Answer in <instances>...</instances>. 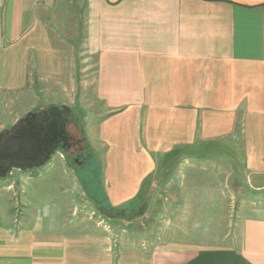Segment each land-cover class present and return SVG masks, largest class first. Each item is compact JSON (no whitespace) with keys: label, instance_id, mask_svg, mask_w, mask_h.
Returning <instances> with one entry per match:
<instances>
[{"label":"crops","instance_id":"crops-1","mask_svg":"<svg viewBox=\"0 0 264 264\" xmlns=\"http://www.w3.org/2000/svg\"><path fill=\"white\" fill-rule=\"evenodd\" d=\"M80 48L93 59L103 197L132 203L111 219L133 221L124 214L157 185L172 193L152 203L169 222L120 244L27 183L19 213L0 191V264H264V0H0L4 96L65 106L54 96L70 89ZM194 155L229 157L237 182L161 183L170 160L198 168Z\"/></svg>","mask_w":264,"mask_h":264},{"label":"rangeland","instance_id":"rangeland-1","mask_svg":"<svg viewBox=\"0 0 264 264\" xmlns=\"http://www.w3.org/2000/svg\"><path fill=\"white\" fill-rule=\"evenodd\" d=\"M79 56L77 71L73 75L70 89L63 93L64 98L57 95L54 97L57 103L63 100L65 106L69 108V115L77 124L76 132L81 137L84 150L89 152V157L85 159L77 156V161H74L70 155L58 151L42 166L24 170L14 168L6 176L0 177V191H7L14 210L19 213L23 210L22 202L24 203L21 200L23 197L22 191L24 187H28L27 183H29L32 197L37 199V202H47L53 205L50 206V209H57L61 212L68 209L66 216L69 222L81 223L88 228L100 229L110 234L113 240L120 244L144 243L149 239L159 237L164 230L163 225L169 222L163 219L166 204H161L164 210L162 212L163 217H160L159 212L155 209L157 205L152 203L159 201L158 197H161L163 202L166 203L165 197L172 195V193L164 191L163 188L159 189L156 185L151 191L152 199L141 202L134 212L133 217H136L133 221L111 219L99 211L90 194L98 195V197L102 196L103 154L99 150L95 152V147L93 149L91 144H95L91 141V131L94 120L97 119L95 115H97L100 105L93 94V59L87 53H83L81 48ZM30 93L32 92L27 90L25 94L26 101H16L13 100L14 98L6 97L0 93V131L4 127L8 128L9 125L22 117L27 110L34 108ZM10 98L11 100H9ZM52 104L43 101L41 106L47 107ZM210 158L205 161V157L201 158L200 155H194L191 163L197 164L198 168L193 167L190 170L185 164L182 171V163L170 160L157 172V176L160 174L164 176L161 183H164V181H166L165 183L178 182L181 173L183 175L182 182L184 183H189L191 178L196 183H213L216 181L224 183L227 178L229 183L237 182L235 174L231 171L233 164L229 157L224 159L222 157ZM82 159L86 162L82 163ZM81 183L87 184L86 190ZM154 183H157L156 178ZM230 205L233 209H237L239 206L236 201ZM144 209H146L145 213L140 216ZM233 209L230 211L231 216L234 214Z\"/></svg>","mask_w":264,"mask_h":264},{"label":"water","instance_id":"water-1","mask_svg":"<svg viewBox=\"0 0 264 264\" xmlns=\"http://www.w3.org/2000/svg\"><path fill=\"white\" fill-rule=\"evenodd\" d=\"M62 108L58 105H49L47 108L41 107L37 111H27L21 118H19L16 125H12L9 129L0 132V177H4L11 172L12 169L24 170L32 168L33 166L40 165L43 160H47L52 152L48 149L49 142L52 140L53 135L56 133V124L58 119L63 117ZM39 114L46 115L50 118L47 130L42 136L30 119L38 116ZM66 118V117H65ZM25 122L26 125L21 123ZM15 132L2 139L4 131ZM41 130L43 128L41 127ZM61 131L65 133L62 127ZM45 153L41 161H37L38 156Z\"/></svg>","mask_w":264,"mask_h":264},{"label":"flooded vegetation","instance_id":"flooded-vegetation-1","mask_svg":"<svg viewBox=\"0 0 264 264\" xmlns=\"http://www.w3.org/2000/svg\"><path fill=\"white\" fill-rule=\"evenodd\" d=\"M61 108L63 110L62 115L64 118L61 117L60 119H58V122L56 124V129H57L56 133L55 135H53L52 140L49 142V144L51 145L48 146V149H52L49 158L58 151L60 153H65L66 155H70L74 161H77L76 159L77 156H81L82 158L89 156V152L84 150V145L81 143V137H79L78 133L76 132L77 131L76 129L78 127L77 124L71 119L69 115V110L65 106ZM38 109H33V111H37ZM18 120L13 125H16ZM30 120L34 124L35 129H37L39 133L43 136L45 131L47 130V125L49 124L50 118H47L46 115L44 114H39L38 116ZM22 125H26L25 122H22L21 126ZM18 126L19 125H16L15 128H17ZM10 127L6 129H9ZM41 127L43 128V130H41ZM62 127L65 129V133L61 131ZM14 132L15 129L12 131H4L1 141L7 138L8 136H10L11 134H13ZM44 155L45 153H41L38 156L37 161H41ZM49 158L47 160H43V162L38 166H42L44 163H46L49 160ZM83 160L84 159H82L81 161ZM38 166H33V167H38Z\"/></svg>","mask_w":264,"mask_h":264},{"label":"trees","instance_id":"trees-1","mask_svg":"<svg viewBox=\"0 0 264 264\" xmlns=\"http://www.w3.org/2000/svg\"><path fill=\"white\" fill-rule=\"evenodd\" d=\"M89 156L85 157L88 158ZM82 163L86 162V160H83L81 161ZM89 184V183H88ZM84 185V188L86 189V183H83ZM89 186V185H88ZM91 198L94 200L96 206L98 207L99 211L101 213H103L105 216L109 217V218H113V217H121V214L123 215L124 213V206H130L132 203H128L127 205H122V206H119V207H113V206H110L108 205L106 202H105V199L103 197V193H102V196L101 197H98V195H93V194H90ZM133 211H129L127 212L126 214H124L123 217L125 218H130L131 216L134 215V212L136 211V209H133Z\"/></svg>","mask_w":264,"mask_h":264}]
</instances>
